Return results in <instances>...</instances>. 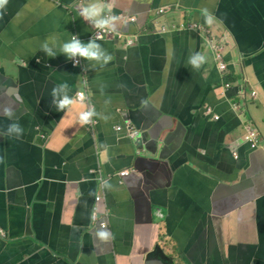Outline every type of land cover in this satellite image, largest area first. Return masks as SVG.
I'll list each match as a JSON object with an SVG mask.
<instances>
[{
	"label": "crops",
	"instance_id": "1",
	"mask_svg": "<svg viewBox=\"0 0 264 264\" xmlns=\"http://www.w3.org/2000/svg\"><path fill=\"white\" fill-rule=\"evenodd\" d=\"M247 1L225 0L211 23L179 8L160 15L168 31L156 34L147 29L157 8L197 9L214 0H8L0 14V68L10 69V80L0 82V105L13 106L15 116L0 114V134L17 121L24 132L19 139L0 135V232L7 236L0 235V264H264V0H250L259 16L239 7ZM93 2L137 18L116 21V32L136 43L97 41L113 56L104 67L47 57L46 41L90 39L94 28L79 10ZM183 22L204 28L183 31ZM208 35L228 39L227 78ZM194 52L206 57L198 70L187 63ZM27 54L39 62L16 81ZM242 55L253 61L243 66ZM244 76L256 98H238L235 114L229 97L241 92ZM225 81L232 88L225 90ZM63 82L69 96L85 92L98 113L94 139L84 125L75 129L84 104L62 112L50 106L51 89ZM127 123L146 135L143 144L115 131ZM249 125L256 148L244 140ZM154 141L157 154L149 149ZM97 169L103 176L131 171L123 182L107 183L98 205L108 211L106 228L91 225L98 181L84 177Z\"/></svg>",
	"mask_w": 264,
	"mask_h": 264
},
{
	"label": "clouds",
	"instance_id": "2",
	"mask_svg": "<svg viewBox=\"0 0 264 264\" xmlns=\"http://www.w3.org/2000/svg\"><path fill=\"white\" fill-rule=\"evenodd\" d=\"M7 4H8V0H0V14H2L4 11H6ZM112 8H113V4L111 2H108V3L93 2V3H89L88 5L82 7L79 10L80 17L83 20L89 22L92 25V27L94 28L93 34H91L90 39L86 43L83 42L81 39H79L77 35H73V37L69 41L63 42L62 44H59L58 46H57L54 39L51 41V46H50V43L46 41L41 45V50L44 52V54L47 57H52V58L56 57L58 54H63L67 60L72 61L74 66L79 65L80 61L82 63V59H83V60L88 61V62H95V64H99L101 67H104L105 65H107L109 62L112 61L113 56L111 55V53H108L106 51V49H104L102 47V45L100 43H98L97 41H107L106 40V39H108L107 37L112 36L113 42H114V40H117L118 44H122L123 42H126L127 45L131 46V45H134L136 43V36L128 35V34L125 35L124 33L116 32V21H117V18L122 19V20L127 18L131 23H136L137 18L127 17V16L125 18L123 15L116 16V15L108 14V13L112 12ZM161 8H167L168 11H166L162 14L157 12L156 18L152 19V24H149L150 27H149V29H147V30L155 29L156 34H163V33H167V31H168L167 28L164 27L163 25L157 24V19L159 17H161L160 15L170 14L174 11H177L179 8H181L180 12H186V9L181 7L180 5H169V6H165V7H161ZM158 11H159V9H158ZM200 16L202 19L205 18V16H202V15H200ZM190 19H193V18L191 17ZM211 21H212V18L210 16L206 17V22L211 23ZM175 27L178 30L180 29L176 25H175ZM182 27H184L183 31H192L193 29L196 31H199V30H202L204 28V26H201L197 23H192V22H183ZM96 29L100 30V32L109 31V33L107 35H105L102 40H97L100 37L98 35L97 38L94 39ZM114 31H115V33H114ZM118 35H122V38H118ZM222 40H223V42L219 38L208 35L207 45H208L211 52L213 51V49L215 50L213 58H214L215 63H217V66H218L219 71L221 73L220 77L222 79H224V78H227V76L230 74V71H229V63L225 59V52H224L225 47L228 44V39H222ZM234 46H235V44H232V46L229 48L230 52H233ZM218 56H221V57L218 58ZM74 58H76V59H74ZM223 61L227 64V70L225 73H223V71H221L220 67H219V63L223 62ZM239 61H241L243 66H244L243 59L240 58ZM205 62H206V57L204 55L200 54L199 52L192 53L189 56L188 61H187V63L189 65H191L193 69H196V70H198L201 67V65L204 64ZM79 67H82V64ZM226 84H230V88H232L233 84L225 81L223 83V87L225 90L230 89V88L227 89L225 87ZM238 86L241 88V92H237L234 97H229V99H231V103L234 106H236L233 109V112L235 114H238L241 111L242 101H238V98H242L244 101H247L251 98L252 99L256 98V92L255 91H252L250 93V96H248V92L246 91L248 89V82L245 79V76L243 78V83L241 82ZM69 91H70V86L67 84V82H63V83L55 85L51 89V92H50V96L52 98L50 106L54 107L56 111L62 112L66 109H70L76 103H80V104L86 103L87 110L81 111L78 114V123L81 126L89 124L92 121V118L94 116L98 115V113L95 111L94 106L88 105V103L86 102L87 101V95L85 96L82 93V91H80L81 93H78V94L76 93L77 95L75 94L76 95L75 97L69 96V94H68ZM253 92L255 93L254 96L252 95ZM0 114L6 116L9 120H12L13 117L15 116V109L13 106H11L9 104L0 105ZM212 119L213 120H219L220 117L218 115H213ZM91 123L96 124V121H92ZM118 127H120L121 130H117L116 128H118ZM248 128L252 129L251 125H249ZM248 128H247V130H248ZM122 130H125V131L127 130V132H125L126 136L131 138V139H134V140L138 139L139 135L141 134L140 131L132 130L130 128L129 123H127L124 126H116L115 127L116 132H121ZM252 130L257 135V132L254 129H252ZM23 132H24L23 127L17 121V122L10 123L7 126L6 130L0 135H4V136H8V137L14 136L15 138L19 139L23 135ZM132 132H136L137 135L132 137L131 136ZM139 132H140V134H139ZM258 145H260L259 142H258ZM2 160H3V158L0 157V162H2ZM125 170H127V169H125ZM127 171H129V175H130L131 171L130 170H127ZM116 172L113 175H110L108 178H106L105 176L102 175L103 173L99 169L90 171V173L96 174L95 176H96L97 181H98V189H99V193H97L93 198L94 201L91 204L92 206L94 204H97V206H98L100 202L103 203V201L105 199L104 197L106 194L107 183L110 180L114 179V177H118L123 182L124 178L129 176V175H127L125 177H121L119 175V173L121 171L117 174H116ZM100 174L102 175V177L105 181L104 189L101 188V184H100V180H99ZM96 196H100V198H101V200L98 203H95ZM91 211H92V208H91ZM99 211L106 216L108 215L107 210H104L102 212L99 209ZM105 220H106V218H105ZM92 224L93 223L91 222V225ZM103 228H106V227H103Z\"/></svg>",
	"mask_w": 264,
	"mask_h": 264
},
{
	"label": "water",
	"instance_id": "3",
	"mask_svg": "<svg viewBox=\"0 0 264 264\" xmlns=\"http://www.w3.org/2000/svg\"><path fill=\"white\" fill-rule=\"evenodd\" d=\"M225 5H226L225 0H214V3L211 6H207V5H204L203 3H200V5L198 6L197 9H190V8H185V9H186V11L188 13H190L191 11H194L195 13H199L202 16H205V17L206 16L207 17L210 16L212 18V21H215L216 17H220L223 14L221 10H222L223 7H225ZM239 7H243L244 10L248 14H254V15L257 14L256 16L262 15L261 11L258 10L256 7H254L253 4L250 2V0H248L247 3L244 6L239 5ZM59 44H62V43H58L57 46ZM240 58H242L243 59V63L247 64V65H248L249 61H253V56L251 57L249 55H242ZM38 60H39V58H38V56H36V54H34V55H29V54L25 55L23 58H21L18 61L17 66L15 67L14 75H13L12 78H15L14 80L17 81L25 73V71L30 69V64L32 62H36L37 63V62H39ZM9 74H10V69L9 68L1 67L0 68V82L7 85L8 81L10 80ZM12 78H11V80H12ZM88 98H89L88 99L89 102H91L89 95H88ZM84 105L86 106V103H84ZM85 110H87V108ZM92 121H97L96 116H94L92 118ZM91 122L89 124H87V125H84V126H85V131L91 137H93V139H94L96 134H97L96 129H98L99 121L96 122V124H92ZM79 126H80V124L75 129H77ZM77 134H79V130L77 131ZM118 135H120V134H118ZM145 140H146V135L141 132L137 142L138 143L141 142L143 144V142ZM149 149L152 152H154L155 154H157L158 150H159V141L152 142L149 145ZM97 152H98V150H97ZM137 154H140V152H138ZM159 154H160V157L164 155L163 151H161ZM115 172H116V170L112 171V172H109L107 174H104V176L106 178H108L110 175H113ZM90 175H93V177H94L95 174H93V173L88 174L84 178L85 179H89ZM0 235L5 237V233L4 232H0ZM5 238H7V236ZM8 242L9 241H7V243H6L5 251H9ZM261 249H262V251L258 255L259 258L261 257V254H263V252H264V247H262ZM262 257L264 258V256H262Z\"/></svg>",
	"mask_w": 264,
	"mask_h": 264
},
{
	"label": "built area",
	"instance_id": "4",
	"mask_svg": "<svg viewBox=\"0 0 264 264\" xmlns=\"http://www.w3.org/2000/svg\"><path fill=\"white\" fill-rule=\"evenodd\" d=\"M166 11H168L167 8H161V9L158 11V13L162 14V13H164V12H166ZM108 33H109V31H103V32H100V30H97V29H96V30H95V36H94V39H96L97 36L99 35L100 38L97 39V40H102L103 37H104L105 35H107ZM118 38H122V35H118ZM220 57H221V56H218V58H220ZM74 59H76V58H74ZM81 64H82V63H81V61H80V64H79V65H75V66H80ZM219 67H220V70L223 71V73L226 72V70H227V64H226L224 61L219 63ZM225 87H226L227 89L230 88V84H226ZM78 93H81V92H77V94H78ZM82 93L86 96V93H84V92H82ZM77 94H76V95H77ZM76 95H74V97H75ZM252 95L254 96L255 93L253 92ZM116 129H117V130H121L120 127L116 128ZM136 135H137L136 132H132V133H131V136H132V137H134V136H136ZM244 140H245L246 142H248V143L251 145L252 148H255V147L258 146V142H259V140H258V136H257L256 133H255L252 129H250V128H248L247 133H246V135H245V137H244ZM119 175H120L121 177H125V176L129 175V171H127V170L121 171V172L119 173ZM99 180H100L101 188L104 189L105 181H104V179H103V177H102L101 174H100ZM100 200H101L100 196H96V198H95V203H98ZM106 217H107L106 215L102 214V213L99 211V208H98L97 204H94V205L92 206V211H91L92 223H98L101 227H107V221L105 220Z\"/></svg>",
	"mask_w": 264,
	"mask_h": 264
},
{
	"label": "rangeland",
	"instance_id": "5",
	"mask_svg": "<svg viewBox=\"0 0 264 264\" xmlns=\"http://www.w3.org/2000/svg\"><path fill=\"white\" fill-rule=\"evenodd\" d=\"M161 18H162V17H159V18L157 19V24H158V25H161V24H160V20H161ZM215 49H216V48H215ZM214 52H215V50L213 49V51L211 52L213 56H214ZM159 156H160V154H159Z\"/></svg>",
	"mask_w": 264,
	"mask_h": 264
},
{
	"label": "flooded vegetation",
	"instance_id": "6",
	"mask_svg": "<svg viewBox=\"0 0 264 264\" xmlns=\"http://www.w3.org/2000/svg\"><path fill=\"white\" fill-rule=\"evenodd\" d=\"M164 7H165V6H164ZM152 9H153V8H152ZM158 9L160 10V9H161V7H159V8H157V9H156V14H157V12H158Z\"/></svg>",
	"mask_w": 264,
	"mask_h": 264
},
{
	"label": "trees",
	"instance_id": "7",
	"mask_svg": "<svg viewBox=\"0 0 264 264\" xmlns=\"http://www.w3.org/2000/svg\"><path fill=\"white\" fill-rule=\"evenodd\" d=\"M235 94H236V91L234 92V94H232V95H231V97H234V96H235Z\"/></svg>",
	"mask_w": 264,
	"mask_h": 264
}]
</instances>
